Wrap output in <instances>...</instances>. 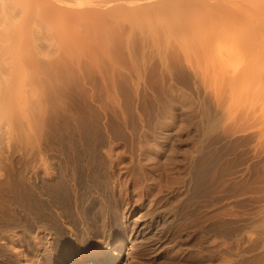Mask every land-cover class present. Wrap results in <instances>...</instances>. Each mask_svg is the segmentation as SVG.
Returning a JSON list of instances; mask_svg holds the SVG:
<instances>
[{
	"label": "rangeland",
	"instance_id": "374dc122",
	"mask_svg": "<svg viewBox=\"0 0 264 264\" xmlns=\"http://www.w3.org/2000/svg\"><path fill=\"white\" fill-rule=\"evenodd\" d=\"M12 1L17 2V0H11V2ZM21 1L19 0L18 2L20 3V7H18L19 6L18 3L16 4L17 10L21 11V9L22 10L24 9L23 12L27 13V11L30 9V12H33V10H31L30 8V6H32V8H34L36 11L31 14L28 13L29 16L27 15L28 16L27 19L23 21V18H26V14H22L23 13L22 11L20 12V14L19 13L17 14L16 8L15 11L14 9L13 10L11 9V11H13L12 13H16V16L18 17L14 15L15 18L12 17V19L14 18V20H11L10 17V20L12 22L9 21L10 22L9 24V22L7 21V23L9 24L7 25L10 29H12L13 27L15 28L12 30V35L13 36L15 35L16 37L18 36L17 38L18 40H16L14 36L15 40L13 41V43L12 41L8 42L9 40H7L8 42L7 43L6 39L10 37L11 33L8 34L9 36L6 35V39H4L6 45L3 44L4 46H0V52L3 50V48L5 49L0 53V55L2 56V53L5 52L6 56L5 53L3 56H5V58L7 56L10 57L9 60L12 61L14 57L13 55H15L13 51L15 52L20 51L19 53L16 52L17 54L20 55L21 53L24 52L25 55H29L27 56L29 60L31 59L32 56L34 59L31 60L32 61L34 60V62H36L35 60H37L39 62V63L37 62L39 65L41 64L43 66L45 65V62H49L48 64L46 63L48 67L50 66L49 70L47 69L48 67L47 68H45V66L43 67L41 66V67L43 69L45 68V70L47 69L50 73L48 71H44V73H42L43 72L42 70L39 72L41 68L40 69L36 68L37 66L36 63H35L36 66L34 65L33 67H32L33 63L32 64L29 63L28 64L29 72H26V74L21 73L23 78L21 77L20 74L17 75L19 77H17V81L15 85L16 86L18 85L17 87L23 85L21 86L22 88L21 87L18 88V90H20L18 92L20 93L22 90L24 91V89L25 91L21 92L22 96L18 93L19 96L21 97L18 98L20 99L19 102L17 101L18 102L17 109L18 108L19 109L18 111L15 110L14 113L15 115L10 118L12 121L11 120H10L11 122L6 120L3 121L10 123V126L8 130L9 131L8 134L0 135V174H1L0 184L3 183L4 181L5 184H2L4 186L11 184L10 186L14 187L15 189L21 186H22L21 188L23 189V187L24 186L26 187L30 182L32 184L36 183L35 184L36 186L42 187L45 174L44 172H41L39 175V177L41 178L40 179L37 176V173H35V172H40V170H42V169L40 170L37 169L39 168V165H42L41 155L43 153H52L53 155L54 153V155L51 157L52 158L51 162L52 164H54L53 167H51V171L52 170L54 171L56 170V168H54L56 167L55 165L60 164V163L56 164V162H61V160H63L64 158L63 154L61 153H77L74 151V146H71L72 144L69 142L70 141L69 137L67 138L68 140L66 141L64 140V142H62L63 139L61 135L63 132L62 129H65L66 133L67 132L69 133L75 127L76 132L79 135L83 137L86 136L85 139L88 138L90 135L93 137L92 142L86 143V149L83 151V153H102L103 157H105L104 161L106 160L105 163H107V169L109 167L108 171L118 172L115 175H113L112 177L113 179L111 178L110 180L111 186L109 185L110 186L109 191L113 192V188H114V190L116 191L113 192V195L116 196L118 200L120 195V193L118 192L122 190L123 188L122 185H125L124 189L126 190V192L128 191L129 194H126L124 196L131 198L133 201L132 207H130V204H128V202L127 204L123 205L122 212L125 211L124 212L125 214L127 210L129 209L131 210L133 207H137L139 205V203H137L139 201L138 199L139 197H141L142 193H144V191L146 190H152L154 194H156V196L149 195L148 197H146L143 200V205L145 209H148L146 207L153 206L156 202L155 207L156 208L159 207L161 210L165 211L169 225H166L165 227L168 231L164 229L163 232L164 231L166 232L162 234L163 236L160 234L159 237L160 239L159 238L156 239L155 242L156 244H154V246L151 247H144L138 243L135 244L134 241L132 243V241L128 238H122L121 240L123 241L120 240V243H118L119 247H116V245L110 244V238L107 236V234L104 236L101 234L96 236L95 238H91L87 234H85L84 236L82 235L78 236L77 237L78 248L76 247L73 249V247H70L68 250L69 253L68 257L59 260L60 261L59 262L55 257L54 260L52 259L53 256L56 255L57 252L56 242L58 241L57 240L58 238L59 240H61L60 236L62 231L58 230L60 228L58 229L56 227L53 228V225L49 226V224L46 223L48 221L42 218V213L40 214L39 213L40 211L38 210L35 211L32 209V207L35 205V203H32L34 202V199L32 201L31 199H29L30 197L28 198L29 195L26 194L27 195L26 197V195L24 196L25 194L24 193L23 195H20L21 197L14 196L15 197V198L13 197L14 200L13 198L11 200V202H13L11 208H15V210H17L16 212L18 213L17 214L18 216L12 217L13 214L9 208V201L5 202V200L3 201V199H0V206L2 205L4 207V203L7 206V208L6 207L1 208L2 206L0 207V219H1L0 222L2 223V224L0 223V238H1L0 244L1 243L4 244V245L1 244V246H3L2 249L5 252L9 251V253H6L7 256L11 254L15 256L16 253L19 254L22 257L21 264L23 263L28 264V262L30 263L31 261L32 263L34 262L33 264H50L51 261H54V264H86L91 260L92 254H94L97 249H99V251L102 252L101 254L104 253L103 256H107L108 255L107 253H109L111 249L112 250L118 249L119 250L118 255L115 257V260L110 264H264V120H263L264 116H262V114L264 113V102H263L264 92L260 91L262 93L258 95L261 96L262 94L263 96V98H260V100L263 99L262 100L263 105L260 106L259 105L260 102L258 101L259 99L257 97L255 98L256 94L254 96H252L251 94L252 93L251 89L254 87L252 85L254 83L255 85L259 84L257 80L253 81L252 79L251 81L253 83L248 82L250 86L247 83L248 86L246 85L244 87L242 83H244L245 85V82H243L242 79V83L240 82L241 84H239V82L237 83L238 85H241L239 89L238 87H232V89H230L231 88L230 86L232 84H230L229 81L231 80L227 81L228 79H232L233 81L234 79L233 75H235L237 69L236 67L238 65L239 68L240 66H242L243 63H245V61L243 60L245 59V57L244 58L242 57L243 59L240 57L239 60H237L238 62L235 61L237 65L232 62V64L235 65L233 66L229 65V68L227 67L228 73L227 70H225V68H222L223 66L221 64H218L217 68L222 66L220 67L221 70L223 69L222 71L226 72L225 73L221 71V73H223L221 75V73L219 72L220 68L216 70L217 69L216 66L214 67L212 65L215 63V62L213 63V61L216 59H212L213 61L211 60L210 61L211 64H210L208 62L209 60H206L207 57L204 55L206 57L205 59L203 53H199L200 50L196 49V47L194 46L197 44L198 48L200 47L199 49H202L201 50L202 52L206 50V47L208 46L210 47V45H208L209 44L208 42H206L208 43L206 44L207 46L204 44L205 45L204 48L203 46H200L199 43H196L197 41L195 42V39L199 40L203 45V42L205 43L206 40L208 41L210 39L209 41H212L210 36L211 34L209 35V33L206 34L210 37L209 39L205 37L206 35L204 36L205 41L201 39L203 38L202 34L207 32L205 28L208 27V25L207 26L204 25L206 27L203 28V24L205 23L206 19L204 22L202 20L203 23L199 22L202 18L200 20L197 18V22L196 19H194L195 21L193 20L194 25L195 24L198 25L197 23H199L200 25L202 24L201 28H203V29H201L200 27L199 29L193 28L192 33L195 31V34L191 33V30L188 29L189 27L186 28L187 29L186 33H188L190 36L191 34L193 36H197V38L192 36L193 38H195L194 43H196L194 44L193 42H191L194 44L192 45L193 52L190 51L187 52L188 50L183 52L181 50H186L185 47L190 49L188 47L189 45L191 46V44L189 43L190 39L187 40L186 39L187 37L181 34L183 42L189 41L188 43L185 44V47H183L182 45L181 47L183 48L181 49L179 44L181 39L179 38L178 35L176 36L175 34H173L176 36V38L178 37L177 38L178 40L180 39L179 42L177 41L178 46H176L175 44L176 38H174V36H172L168 30H165L171 26L170 22H169L170 25L169 23H167L168 26L167 28L162 27L165 28L163 29L165 30L164 32L168 31V35L170 36V38H168L170 44L166 46L168 42L164 40L165 38H162L164 34L162 33L163 31L161 26H160L161 30L159 32L158 31L159 26L158 25L156 26V24H154L153 28L156 27L158 28V30L156 28L157 30L156 32V30L149 27L148 24L149 22H147L149 19L147 17L141 15L140 16L141 18L140 17L138 18L141 19L142 21L138 19L139 20V21L137 20L138 23H135L136 20L135 21L133 20L134 22L131 21V19H133L131 16H133L134 19L136 18L134 16L135 13L132 12L134 14L133 15L131 14V11L130 13L128 11L126 19L124 17V20L122 21L121 19L123 18V14H121V16L118 15L117 17L118 19L117 20L114 19V22H112L113 18H108V20L110 21L112 19L111 22L113 23V25L112 24L110 25L114 27L113 31L116 28L118 29L120 28L119 30L116 29V31L117 30L118 32L123 31L122 34H125L127 29L129 27L131 28V25L133 28V30L128 29L129 31L125 34V35L128 34L126 37L114 31L115 33L114 34L112 33L114 38L110 34V32L112 31L110 30V32H108L109 30H106L109 27L110 21L107 22L108 21L107 20L106 23L108 25L104 26L103 24L105 23V20L107 18L106 17H105L106 19L104 18L103 24H102L103 19L100 20L99 18L100 22L98 23V25L101 23V25L103 26L101 27L106 28L101 30L102 31L106 30L105 32L107 33V35L110 34L112 41H114L111 42V38L109 40L110 36H107L108 38L106 37V39H104L105 36H103V34L106 35V33H103L102 38L106 42L109 41L108 44L104 43V45L106 46L104 48L103 45H101L103 44L104 40L102 41L100 36L96 35L97 37L94 40V39H90V37L92 38L94 35L88 34V30L89 32L91 31L90 25L93 22L92 20L93 18L91 19L92 20V22H90L91 24L88 22L90 24V25L88 24L90 26L89 27L88 25L86 26L87 20L85 21V23L81 22L82 20L80 19V17L82 18V16L78 17L80 19L79 20L77 19L76 17L77 14H76V16L74 15V17L76 18L74 17L73 18L71 17V19L69 18L70 19L69 21L73 23L72 26H69L71 25V23H68L67 20L66 21L64 20L66 18L68 19L69 15L73 16V13L68 14L67 11H64L67 12V15H62L64 12H60L59 10L58 13H62V14L59 17L56 16L57 18L54 17L51 19L48 16V12L44 10L46 7H44L43 9L44 12L41 10L39 11L40 8L42 9V5H43V4L38 5L40 1L38 2L37 0L35 1L29 0V3L28 2L26 3L30 6L24 4L23 1L21 4ZM82 1L83 3H85L88 0H82ZM108 1L110 2L111 0ZM108 1L101 0L100 2H102L101 4L104 3L103 5H106L107 7L108 5H111V7L116 6L115 4L117 2H110L109 4ZM202 1L203 0H200V2ZM208 1H210L213 5L220 4L219 7H224L223 4H225L226 7L228 8L227 9L225 7V9L230 10L232 6L234 7V5L235 6L239 5L238 3H243L244 0H230V1L228 0L229 2L228 1L226 2V0H220V1L217 0L216 2V0H214L215 1L214 3L213 0H208ZM232 1L235 2L233 3ZM34 2H37V4H35ZM195 2H197L196 3L197 5L198 0H196ZM205 2L207 3V1L204 0V2L200 4V7L202 4L204 5ZM230 2H232L233 4H230ZM33 3L35 6L38 7H33L34 6ZM226 3H229L232 6L230 7L228 6L229 4ZM103 5L102 8L105 7V6L103 7ZM206 5L211 6L210 3H207ZM197 6H199V4ZM212 7L213 6H211V10L209 9V11H208L209 7H207L206 9L201 8L199 9V11H196V7H195L194 12H199L197 16L202 12L203 14L201 15H203L202 17H204V15L205 16L207 15L204 14L206 13L207 10L208 14L211 13L210 15H213L212 13L215 11L214 10L215 8L212 9ZM216 7L218 8V6ZM37 11L40 14H43L42 17L44 19L49 17V20L47 19L48 21L47 20L45 21L43 19L44 21L43 22L40 19L42 21L41 22L39 20V17L40 18L42 17L40 14H37L38 13ZM231 11L233 12V10ZM49 12H51L50 16L52 17L53 11L50 10ZM194 12L192 11L191 14H193ZM232 12L229 14L232 15ZM218 14H216V16ZM220 14H222L223 16V12H221ZM20 15L21 17L23 16V18L20 19ZM129 15L131 18H129ZM210 15H207V17L212 18L214 16L213 15L210 17ZM219 15L217 17H213L214 20H216L215 18H219L220 17ZM146 18L148 19L147 21H145ZM224 18L222 19L223 23L226 24L225 26L227 30L231 29V32L230 30H228L229 32L225 31L226 29L224 27L223 29L222 26L220 28V26H218L219 24L217 20L214 21L217 23H213L211 19H210L211 23H209L208 21L207 22L209 23V25L211 24V28L212 26H214L215 28H217L218 26V29L219 28L221 30L223 29L224 32H222L221 30L219 31H221L223 35L226 34L225 35L226 38L225 37L221 38L222 41L218 40L219 42L221 41L220 43H222V45L219 42L218 43L220 44V47L223 46L226 49L227 47L226 45H228L229 48V44L232 45L235 44V42H237L236 36L233 37L235 35V32H239L237 30V27L239 30H241V28L243 30V28L245 27L242 25L235 24L236 22L239 23V21H234L233 19H231L230 21L228 17H227L228 19L227 22L228 25H227V23L224 22L226 18L225 19ZM72 19L73 20L75 19V22L76 20L80 21L81 23H83L82 24L83 26L80 28V26H78L80 22H78L79 24L77 22L75 24L74 21H71ZM118 20L120 22L119 24H118ZM127 20L130 23H128ZM222 20H220L219 22L222 23ZM238 20H240V18ZM14 21L18 22V24ZM49 21L50 23H48ZM62 21H64L63 23H65V25L62 23ZM97 21L98 20L94 21L95 23L92 25L96 26ZM233 21L235 23H233ZM123 22H126L127 24L124 23V25H122ZM140 22L142 24H140ZM4 23L3 25H6ZM244 23L243 25H245ZM1 24L2 23L0 22V25ZM66 24L70 28L71 27L74 28L73 29L71 28L72 30L69 27L66 28L67 27ZM138 24L142 25L141 28H143L144 26V30L141 29L140 26H138ZM126 25H129V27ZM147 25L149 28H151L150 30L153 31L152 33L147 32L148 29ZM18 26H21L24 29V31L21 27ZM111 26L109 28H111ZM137 26L139 30L136 29ZM151 26H153V24H151ZM228 26H230L231 28H229ZM245 26H247V24ZM57 27L60 28L59 31L61 32L54 30ZM83 27L85 32L82 30ZM3 28L4 26L2 27L1 25L0 30ZM18 28H20V30ZM94 28L98 29V27H94ZM94 28L93 27L91 28L92 31ZM211 28L209 27V29ZM200 29L203 30L202 31L203 33L201 35L197 33V32L201 33ZM209 29L207 28V30ZM218 29H216L217 32ZM216 30H212V31H214L215 34L218 35L219 32L216 33ZM13 31L14 33L17 31L18 32V33L16 32L17 34H19L20 32V34L19 35H17L16 33L13 34ZM67 31L68 32L70 31L71 33V34L69 33L70 35L73 34V31L75 32L77 31L76 32L77 34L79 31L81 33L83 31L84 33L87 34L85 35V37L88 36L87 38L90 39L89 42L91 41V44L88 41L87 42L88 44H90L91 47L88 46V44H86L87 42L85 40L87 39H85V37H82L81 40V37H79V35L75 36V38L77 37L79 38V39L77 38L78 39L77 40L74 38V35L70 37L69 34H67L68 33ZM98 31L100 30L98 29ZM130 31H131V35H129ZM5 32L7 34V31ZM52 32L59 33V34L57 33V35H59L57 37L58 39L56 38V36H54L56 34ZM209 32L211 31L209 30ZM62 34L65 36H63ZM115 34L119 36L116 37ZM215 34L214 36H216ZM4 35L3 37H5ZM150 35L151 37L150 39H148L149 37L147 38V36ZM143 36L145 37L143 38ZM11 37L10 39H12ZM47 37L50 40H48ZM129 37L131 38L129 39ZM132 37L134 39H132ZM97 38L98 39L100 38L99 41ZM154 38L157 40L156 41L157 43L159 42L158 45L160 48L157 46L156 42H154L155 44L150 43L153 42ZM171 38H174L175 40ZM213 38L215 39V37ZM219 38L220 37H218V39ZM233 38L235 39L234 43H232L234 40ZM69 39L71 41L74 40L72 42L76 43V44L71 43L73 47L70 45ZM79 40H81L80 42L81 44L78 43ZM138 41L140 42V44ZM145 41L147 42V44L145 43ZM92 42H95L94 44L98 46L99 49L97 51L98 53H100L99 51H102L103 52L101 53L102 56L106 55L103 62L105 61V59L107 60L108 57H109L108 60L111 59V61L110 62L107 61L105 65H104L105 62L104 63L102 62L103 64L101 71H100L101 65L98 67L100 62L97 61L98 60L96 58L97 53L94 50V48L97 47H93ZM164 42H166V44ZM213 42L215 43L217 41H213ZM2 43L4 42L1 41L0 45H2ZM11 43L13 44V46H9V44L11 45ZM109 43L110 44L112 43V47L114 43L113 48L112 47L110 48L108 46L110 50L109 48H107V45H110ZM130 44L133 46L132 48ZM7 45L9 47H7L6 50L5 46ZM154 45H156L157 48ZM170 45H172V47ZM213 45L215 47L216 44ZM70 46H71V51L70 50L68 51V49H70ZM75 46L77 48L78 47L80 48L81 51L80 53H79V48L75 49ZM239 46L236 45L237 49ZM1 47H3L2 50ZM212 47H210L211 48L210 50L213 49L212 51L215 52L214 48ZM72 48L74 50H72ZM158 48L161 50L160 51L157 50ZM166 48L168 49L166 50ZM163 49L165 50V52ZM63 50L67 53V55L68 53H70L69 54L70 56L65 57L66 54ZM210 50L207 51L206 55L207 54L210 55ZM238 50L241 51L242 48L241 49L239 48ZM9 51H11L13 55L9 53ZM110 51H113V53ZM158 51L159 53L164 52L165 55H163L162 53L161 54L163 55V57L165 56L166 57L164 59L163 57L161 58L162 55L159 54ZM212 51L211 53H213ZM242 51L245 53L244 50ZM242 51L239 53H242ZM32 52H34V54ZM85 52L91 54L92 57L94 58L93 60H96L95 62L96 63L99 62V64L95 65L93 62H91L93 61L91 57L89 61L87 58L88 55L86 56ZM221 52L219 51L217 55L215 53H214L215 55L211 54V56L213 55L214 57L216 56L218 57L219 53L221 54L220 56H222V54H225L224 53L225 51L223 53ZM110 53L114 54L113 55L114 60L111 58L112 54ZM249 53L250 51L247 52V54ZM63 54H65L64 57ZM186 54L187 55L190 54L191 56L188 57ZM199 54H202L201 55L202 57ZM33 55H35L36 59ZM108 55H110L111 57ZM242 55L243 53L241 54V56ZM83 56L85 57L83 59H87V60H82ZM186 56L187 58H185ZM192 56L195 57L193 58ZM237 56H238V51H237ZM97 57L100 60L101 55L100 57L99 56ZM5 58L3 59L0 58V59H2L3 61ZM66 58L68 60H66ZM202 58L205 60H203ZM78 59H81L82 62L81 60L79 61ZM217 59H220V57H218ZM5 60L3 62H5ZM9 60L7 59L6 62H8ZM41 60L42 61L46 60V61L41 62ZM51 60L53 64L51 63ZM77 60L79 62H77ZM166 60L169 63H167ZM232 60H235V58ZM242 60L243 63H241L240 65L239 61ZM247 60L250 61L249 59ZM6 62L4 63V65L6 66L7 65L9 66V64H11L9 62L7 64ZM221 62H222L221 59L220 61L218 60V63ZM82 63H83V67L81 66L79 67H81L80 69L83 73H87V77H85V75L82 72H79L77 70L79 68L77 67L78 64L82 65ZM90 63L91 64L93 63L95 65L94 68L95 67L96 68L95 69L92 68L93 64L90 65ZM86 64L88 65L87 68L89 71L86 68ZM56 65L57 67L55 68ZM108 65H114V66H108ZM207 65L209 67H207ZM215 65L217 64L215 63ZM223 65L225 64L223 63ZM51 66H53L55 69L53 67L51 68ZM64 66L66 67L65 69ZM107 66L110 68V70L108 69ZM89 67H91L92 69H89ZM30 68L32 69V71ZM53 69H54L53 73L55 75L52 73ZM55 70H58L59 72ZM72 70L75 72H72ZM90 70L94 73H92ZM217 71L219 72V75H217L218 74ZM231 72H233L234 74ZM82 75H84L86 79L82 78L81 77ZM34 76H36L37 78ZM54 77L58 79L56 80ZM18 80L20 83L18 82ZM239 80L241 81V79ZM24 81L26 82V84L24 83ZM1 82H0L1 87L2 85L5 86V84ZM223 82L226 83V85L223 84ZM113 84L115 85L113 86ZM16 86L14 88H17ZM251 86L252 88L249 90L251 91V93L248 92L246 94L247 89ZM262 86L264 91L263 83ZM233 88L234 89L237 88L238 89L237 92L239 90L240 91L238 93L236 92V89L232 91ZM260 89H262V87ZM257 90H255L254 93H256ZM238 94L239 96H237ZM242 95L243 96L245 95L244 99L242 98ZM249 96H251L252 98L254 97L253 100L255 99V102L254 101L253 102L255 104L258 103L256 104V107L258 106L257 108H255V106L252 105L253 102L251 97ZM236 97H238V100ZM239 97L243 101L242 105ZM232 103L238 105H234ZM259 107H261L260 108L261 110L258 109ZM253 109L257 111H254ZM67 111L68 112L71 111V113H68ZM250 111L251 114L249 113ZM16 112L19 113V116L18 113ZM64 113L65 115L67 113L69 115L67 114L66 116H64ZM255 117H257L258 119ZM3 122L1 124L0 121V128L5 126L8 129V127L6 126L7 123L6 122L3 123ZM75 124L77 125L75 126ZM87 135L89 136L87 137ZM33 154L34 156H32ZM31 156L35 157L34 160L32 159ZM61 156L63 158H61ZM35 159H37V162H35L36 161ZM38 161L40 162V164H38L39 163ZM114 163H116L115 167H113ZM36 166L37 168H35ZM40 167L43 168L42 166ZM134 170L136 171V173L134 172ZM19 175L20 176L25 175V177L23 178L21 176L22 177L21 179ZM7 179L8 182L6 181ZM131 180H134L136 184L135 183L132 184ZM24 181L25 182L27 181V184ZM13 182L16 186L13 184ZM22 189L19 190L22 191ZM94 196L95 197L97 196V198L94 197V200L96 202L98 201L102 202L103 196L101 197L98 196L97 194H95ZM150 203L151 204L153 203V205H151ZM166 205L168 208L165 207ZM81 207L82 206H79L80 210L78 209L77 211L79 212L81 211L82 213L83 210H81ZM163 207H165V210ZM56 212L55 214H58V216L59 214L62 213L61 210ZM19 214L21 219L19 218ZM61 215L62 216L58 217L59 224L61 225V229H65L68 232L70 221H68L66 216L65 217L63 216L64 215L63 213ZM79 221H81V219H79ZM42 222L44 223L45 226L43 225ZM4 233H6V235ZM109 245H111V247ZM133 255H135L137 259L139 258L138 262L137 261L132 262ZM7 256L4 255L3 258L0 257V264H8V263L13 264L11 263L14 262L12 255L11 257L10 256L7 257Z\"/></svg>",
	"mask_w": 264,
	"mask_h": 264
},
{
	"label": "bare ground",
	"instance_id": "6f19581e",
	"mask_svg": "<svg viewBox=\"0 0 264 264\" xmlns=\"http://www.w3.org/2000/svg\"><path fill=\"white\" fill-rule=\"evenodd\" d=\"M21 1V0H20ZM23 2H24V4H26V5H28L26 2H28L29 3V0H27V1H25V0H22ZM22 1H21V4H22ZM31 1V0H30ZM35 1V0H34ZM39 3H38V5H42V9L40 8H37V9H39V11L41 10V11H43L44 12V10L45 11H47L48 12V16L52 19V18H54V17H56V16H60L62 13H58V11L60 10V12H64V11H67L68 12V14L69 13H73V16H68V19L66 18L64 21H68V23H71V25H69V26H72L73 25V23L72 22H70L69 20L71 19V17L73 18L74 17V15L76 16V14H77V19H79L78 17H80V16H82V18L80 17V19L82 20L81 22H83V23H85V21H86V26L90 23V22H92V20H93V22H92V24H94L95 22L94 21H96V20H98L96 23H97V25H98V23L100 22L99 21V18H100V20L101 19H103V21H102V24L104 23V18L106 19L105 20V23H106V21L108 20V18H113V21H112V19H111V21L112 22H114V19H118L117 17H118V15H120L121 16V14H123V18L121 19V21L122 20H124V17H125V19H126V17H127V14H128V11H129V13H130V11H131V14H133L132 12H134L135 13V19H134V17L133 16H131L133 19H131V21H135V23H138V21L139 20H141V19H139L138 17H140L141 15L142 16H144V17H147L146 19H145V21H147V22H149L148 24H149V27H151V28H153L154 27V24H156V26L158 25L159 26V30H158V28H157V30L160 32V30H161V28L162 27H165V28H167L168 26H167V23H171V26L169 27V28H167V29H165V28H162V33L164 34L163 36H162V38H165L164 40L165 41H167L168 43L166 44V42H164L165 44H166V46L168 45V44H170V42L168 41L169 39L168 38H170V36L168 35V31L170 32V34L172 35V36H174V38H176V36L178 35L179 36V38L181 39V41H180V47L183 45V47H185V44L186 43H188L189 41V43L191 44V46L189 45V44H187V45H189L188 47L191 49H188L187 47H185V49L186 50H181L183 47H181V51H183V52H185V51H187V52H193V49H192V45H194V44H196V43H199V45L200 46H203V48L205 47V45L206 44H208V45H210V47H212V45L213 44H218L217 46H219V47H217L216 45H215V47H214V45H213V47L212 48H214V50H215V52H213L212 50H210L211 48L209 47H206V52L204 53V52H202L201 50L202 49H199L198 48V45L196 44V45H194L195 47H196V49H198V50H200V52L199 53H203V56L205 55L206 57H207V59H206V57H205V59L206 60H209L208 62L211 64V60L212 59H216V60H212L213 61V63L215 62L217 65H215V63L214 64H212L214 67L216 66V68H217V66H218V64H221L222 66H220V67H222V68H225V70H227L228 68H229V65H235L236 64V62H238L237 60H239V58L241 57H245V59H243L244 61H245V63H243V60L242 61H239V63H240V65H241V63H243L242 64V66H240L239 68H238V65H237V69H236V73H235V70H234V73H235V75H233V78L234 79H236V80H234L233 79V81H235V82H233L232 81V79H228L227 81H229V80H231V81H229L230 82V84H232L230 87V89H232V87H238V89H239V87L241 86V85H238L237 83L239 82V84H241L242 83V79H243V82H245V85H244V83H242V85L245 87L246 85L248 86V82H252L251 80L253 79V81L254 80H257L258 81V85H255V83L252 85V86H254L253 88H252V86L251 87H249L248 89L247 88H245V89H247V92H246V94L249 92V93H251V91H252V96H254L255 94H256V96H255V98L257 97L259 100V102H260V106L261 105H263L262 104V100L264 99L263 98V96H262V94H261V96H258V95H260V93H262V92H264L263 91V86H262V83H263V85H264V0H244L243 1V3H238L239 5H234V7L232 6V5H230V4H233L232 2H230V4L229 3H226V4H229L228 6H232V8L230 9V10H227L228 8L226 7V5L225 4H223L224 5V7H219V5L220 4H218V5H213L210 1H208V0H206L207 1V3H210V5L211 6H213L212 7V9H214L215 11H221V12H223V16H222V14H220L219 12V14L217 13V12H213L212 14L214 15H210L211 13V11L209 12L210 14H208V12H207V10H206V13H204V14H207V15H210V17L211 16H213V17H217L218 15L220 16L219 18H215L216 20H217V22H218V26H220V28H221V26H222V28L224 27L225 29H226V24L225 23H223V18L225 19V21L224 22H228V19L231 21V19H233L234 21H239V23L238 22H234L233 21V23H235V24H238V25H242V26H244L245 28H243V30H242V28H241V30H239L238 29V27H237V30L239 31V32H235V35L233 36V37H235L236 36V41L237 42H235V39L233 40V42L232 43H234L235 42V44H232V45H234V46H232V45H230L229 44V48H228V45H226L227 47H226V49L222 46V47H220V44L222 45V43H220L222 40H221V38H223V37H225V35L226 34H224L223 35V33H221V31L222 32H224L223 31V29L221 30L220 28L218 29V26H217V28H215L214 26H212V28H211V24L209 25V23H211L210 21L212 20V18H209V17H207V15L205 16L204 15V17H206V18H204V17H202L203 15H201V14H203L201 11V14H199L198 16H197V14L199 13V12H194V10H195V7H196V11H199V9H201V8H207V7H209L208 8V11H209V9L211 10V6H207L206 4V2H205V6L202 4L201 5V7H200V4L202 3V2H204V0L202 1V2H200V0H198V4H199V6H197L196 5V3L197 2H195L196 0H184V1H182V0H180V1H178V0H114V1H110V2H117L115 5V7H111V5H108V7L106 6V5H103V4H101L102 2H104V1H102V2H100L99 0H88V1H86L85 3H83V1L82 0H37ZM105 1H108V0H105ZM182 1V2H181ZM220 1V0H219ZM228 0H226V2H227ZM230 1V0H229ZM228 1V2H229ZM12 2H14V1H12ZM11 2V0H0V22L2 23L1 25H2V27L4 26V28L3 29H1L0 30V42L2 41V42H4V43H2V45H0V46H4L3 44H5L6 45V42H7V40H9L8 42H10V41H12V43H13V41L16 39V40H18L17 38H18V36L16 37L15 35V39H14V36L12 35V30L13 29H15L13 26V28L12 29H10L9 27H8V25L10 24V22L9 21H11V20H14V18H15V16H16V13H12L13 11H11V9L9 10V12L8 13H5V10H4V7H3V5H4V3H9V4H11L12 3ZM19 2V0H17V2H14V3H12V5L14 4V6H16V4ZM110 2L108 1V3L110 4ZM215 1L213 0V3H214ZM216 2H217V0H216ZM240 2V1H239ZM35 4H37V2H34ZM34 3H33V5H34ZM221 3V2H220ZM222 3H223V1H222ZM19 4V6L18 7H20V3H18ZM106 4V3H105ZM114 4V3H113ZM217 4V3H216ZM102 5H103V7L104 8H102ZM223 5H221V6H223ZM22 6V5H21ZM24 6V5H23ZM28 6H30V5H28ZM110 6V7H109ZM216 6H218V8L216 7ZM33 7H38V6H33ZM44 7H46L45 9H44ZM200 7V8H199ZM225 7L227 8V9H225ZM16 8V10H17V6L15 7ZM15 8H14V11H15ZM26 8H27V6H26ZM30 8H31V10H33V12H35L36 10L34 9V8H32V6H30ZM217 8V9H216ZM19 9H21V8H19ZM28 9H29V7H28ZM44 9V10H43ZM49 9V10H48ZM113 9V10H112ZM219 9V10H218ZM223 9H225V10H223ZM13 10V9H12ZM53 11V14L55 15H53L52 14V17L50 16V14H51V12H49V11ZM231 10H233V12L231 11ZM21 11L23 12L24 11V9L22 10L21 9ZM20 10H17V14L19 13L20 14V12H21ZM26 11V10H25ZM29 11V12H28ZM27 11V13H22V14H26V18H23V16L21 17V15H20V19L21 18H23V21H25V19H27V17L29 16L28 15V13H33V12H30V9ZM55 11V12H54ZM127 11V12H126ZM194 12L193 14H191V12ZM205 11V10H204ZM203 11V12H204ZM227 13H226V12ZM38 12V11H37ZM36 12V13H37ZM67 12H64L62 15H67ZM122 12V13H121ZM183 12H185V13H183ZM225 12V13H224ZM232 12V15H234V16H232L231 14H229V13H231ZM35 13V14H36ZM126 13V14H125ZM218 14L217 16H216V14ZM13 14V15H12ZM34 14V15H35ZM37 14H40L39 12L37 13ZM226 14V15H225ZM15 15V16H14ZM28 15V16H27ZM41 15V17H42V15L43 14H40ZM45 15H47V14H45ZM79 15V16H78ZM124 15H126V16H124ZM183 15H185V16H183ZM192 15V16H191ZM201 15V16H200ZM25 16V15H24ZM109 16V17H108ZM120 16H119V18H120ZM10 17H11V20H10ZM12 17H14L13 19H12ZM16 17H18V16H16ZM49 17H47L46 19H44L43 17L42 18H40L39 17V20L41 19L42 21H43V19L46 21L47 19L49 20ZM76 17H74V18H76ZM130 17V15H129V18H131ZM183 17H184V20H183ZM227 17H228V19H227ZM38 18V17H37ZM57 18V17H56ZM70 18V19H69ZM93 18V19H92ZM97 18V19H96ZM128 18V19H129ZM141 18V17H140ZM177 18V19H176ZM180 18V19H179ZM197 18L200 20L201 18V20L199 21V22H201V23H203L204 21H205V19H206V21H205V23H207V24H203V28L204 27H206L207 25H208V27H206L205 29H206V31L207 32H205L204 34H202L203 32V30H201V29H203V28H201V26H202V24L200 25L199 23H197L198 25H194V19H196V22H197ZM240 18V20H238V19ZM35 19V18H34ZM59 19V18H58ZM79 19V20H80ZM92 19V20H91ZM139 19V20H138ZM153 19V20H152ZM166 19H167V21H166ZM208 19V20H207ZM211 19V20H210ZM236 19V20H235ZM38 20V21H39ZM40 20V21H41ZM47 20V21H48ZM84 20V21H83ZM91 20V21H90ZM130 20V19H129ZM138 20V21H137ZM194 20V21H193ZM202 20H203V22H202ZM216 20H214V18H213V20H212V22L213 23H217V22H214V21H216ZM220 20H222V23L221 22H219ZM4 21H5V23H4ZM7 21L9 22V24L7 23ZM41 21V22H42ZM64 21H62V23L64 22ZM71 21H74L75 22V19L73 20H71ZM110 20H108L107 22H109ZM109 22V27L111 26L110 24H112L113 25V23L112 22ZM126 21V20H125ZM133 21V22H134ZM142 21V20H141ZM150 21H151V23H150ZM154 21H155V23H154ZM209 23H208V22ZM12 22V21H11ZM14 22H16V21H14ZM13 22V23H14ZM44 22V21H43ZM76 22L78 23V22H80V21H77L76 20ZM76 22H75V24H76ZM80 22V24L78 25V26H80V28L83 26L82 24L83 23H81ZM89 22V23H88ZM127 22H128V20H127ZM244 22H246V23H244ZM3 23L4 24H6V25H3ZM17 24H18V22H16ZM15 23V24H16ZM48 23H50V21L48 22ZM59 23V22H58ZM67 23V22H66ZM105 23L103 24L104 26H107L108 24L106 23V25H105ZM120 22H119V20H118V24H119ZM124 23L125 24H127L126 22H123V24L122 25H124ZM128 23H130V22H128ZM143 23H145V22H143ZM170 23H169V25H170ZM231 23V22H230ZM242 23V24H241ZM243 23L246 25L247 24V26H245V25H243ZM8 24V25H7ZM20 24V23H19ZM64 25H65V23H63ZM91 24V23H90ZM89 24V25H90ZM88 25L89 27H90V32H89V30H88V34L89 35H94L92 38L90 37V39H94L95 40V38L97 37V36H100L101 37V39H102V41L104 40V39H106V37L107 36H110L109 37V40H110V38H111V35L113 36V34L116 32V33H120V34H122V29H124V28H122L121 29V31L122 32H118V30L120 29H118V28H116V29H118L117 31H116V29L113 31V29H114V27L113 26H111V28H109L108 27V29H106V28H102L103 26L101 25V23L97 26H93V25ZM117 24V23H116ZM115 24V25H116ZM140 24H142L141 22H140ZM140 24H138V26H140V28L142 27V25H140ZM151 24H153V26H151ZM222 24H224V25H222ZM234 24V25H235ZM0 25V26H1ZM64 25H62V26H64ZM114 25V26H115ZM131 25V24H130ZM143 25H145V24H143ZM164 25V26H163ZM204 25H206V26H204ZM227 25H228V23H227ZM230 25V24H229ZM11 26V25H10ZM16 26V25H15ZM51 26H52V23H51ZM55 26V25H54ZM62 26H60V27H62ZM66 26H67V24H66ZM65 26V27H66ZM69 26H67L66 28H68ZM74 26H76V25H74ZM78 26H77V28H78ZM102 26V27H101ZM118 26V25H117ZM126 26H128L129 27V25H126ZM125 26V27H126ZM134 26H135V24H134ZM133 26V27H134ZM138 26H137V30H139L138 29ZM160 26H161V28H160ZM232 26V25H231ZM18 27H21V26H18ZM94 28V27H98V29L100 30V31H98V29H96V28H94V29H96V30H94L93 29V31H92V29L91 28ZM119 27H122V26H119ZM127 27V28H128ZM148 27V25H147V28L149 29H147V32H153L152 30H150L151 28H149ZM187 27H189L188 29L189 30H191V33H192V30H193V28H195V29H199V27L201 28L200 29V31H201V33L200 32H197V30H196V32L199 34V35H201L202 34V36H203V38H201L202 40H204L205 41V38H204V36L206 35V34H208L209 33V35L211 36V40L212 41H209L210 39V37L208 36V35H206L205 37L206 38H208L209 40L207 41H205V43L203 42V45H202V43H201V41H199V40H196L195 38H197V36H193L192 34H195V31L191 34V36L188 34V33H186V31H187ZM192 29H191V28ZM209 27L212 29V30H216V29H218V32H217V30H216V33H218V35H216L215 34V32L214 31H212L211 29H209ZM229 28H231L230 26H228ZM248 27V28H247ZM22 28V27H21ZM54 28V27H53ZM58 28V27H57ZM54 29V30H57V31H59V29L60 28H58V29ZM70 28V27H69ZM72 28V27H71ZM70 28V29H71ZM74 28V27H73ZM72 28V29H73ZM126 28V29H127ZM135 28V27H134ZM156 28H153L154 30H156ZM207 28L211 31V32H209V30H207ZM235 28V27H234ZM19 30H20V28H18ZM23 29V28H22ZM21 29V30H22ZM71 29V30H72ZM101 29H106V30H109L108 32H110V30L112 31V32H110V34H108L107 35V33L103 30H101ZM129 30H133V28H132V25H131V28L129 27L128 28ZM127 29V31L125 32V34L129 31ZM141 29H143L144 30V26H143V28H141ZM146 29V28H145ZM163 29H165V30H168L167 32H164L165 30H163ZM194 29V30H195ZM204 29V30H205ZM3 30H5V31H7V34H6V32L5 31H3ZM10 30H11V32H10ZM17 30V29H16ZM18 30V31H19ZM65 30V29H64ZM66 30H68V29H66ZM82 30L84 31V27L82 28ZM135 30V29H134ZM142 30V31H143ZM157 30H156V32H157ZM219 30H221V31H219ZM228 30H230V32H231V29H228ZM227 29L225 30V31H228ZM232 30H234V29H232ZM15 31V30H14ZM14 31H13V34H15L14 33ZM23 31H24V29H23ZM22 31V32H23ZM82 31V33L84 34H82L80 31L78 32V34L75 32V31H73V34L72 35H70L71 33H70V31L67 33V34H69V36L70 37H72L73 35H74V38H75V36H78L79 35V37H81V40H82V37H85V35H87L86 33H84ZM99 33H101V34H99ZM102 31V32H101ZM125 31V30H124ZM136 31V30H135ZM199 31V30H198ZM236 31V30H235ZM59 32H61V31H59ZM137 32V31H136ZM140 32H141V30H140ZM171 32H173V33H171ZM212 32H214V33H212ZM229 32V31H228ZM4 33H5V35H4ZM11 33V34H10ZM18 33V32H17ZM16 33V34H17ZM24 33V32H23ZM51 33V32H50ZM52 33H54V34H56V35H54V36H56V38L59 36V35H57V33H55V32H52ZM74 33H76V34H74ZM103 33H106V35L105 34H103ZM113 33V34H112ZM134 33V32H133ZM132 33V34H133ZM151 33H149V34H151ZM167 34V36H166V34ZM176 33H178V34H176ZM226 33V32H225ZM8 34H10V37L13 39H10V37H8L7 39H6V35H8ZM19 34H20V32H19ZM19 34H17V35H19ZM47 34H49V33H47ZM59 34V33H58ZM61 34V33H60ZM64 34V33H63ZM62 34V35H63ZM102 34H103V36H105L104 37V39L102 38L103 36H102ZM125 34H122V35H124L125 37L128 35H125ZM143 34V33H142ZM141 34V35H142ZM145 34V33H144ZM146 34H148V33H146ZM173 34H175V35H173ZM180 34V35H179ZM185 35L187 38V40L188 39H190L189 41H186V42H183L182 41V35ZM187 34V35H186ZM214 34L216 35V36H214ZM223 36H222V35ZM231 34V33H230ZM3 35L5 36V37H3ZM80 35H82V36H80ZM97 35V36H96ZM116 35V37L117 36H119V35H117V34H115ZM129 35H131V31L129 32ZM139 35V34H138ZM153 35H154V33H153ZM227 35H229V34H227ZM9 36V35H8ZM46 36V35H45ZM48 36V35H47ZM61 36V35H60ZM63 36H65V35H63ZM69 36H68V38H69ZM123 36V37H124ZM146 36V35H145ZM145 36H143V38L145 37ZM195 37V38H193V37ZM208 36V37H207ZM220 37L219 39H218V37ZM231 36V35H230ZM3 37V38H2ZM21 37V36H20ZM19 37V38H20ZM53 37V36H52ZM51 37V38H52ZM67 37V36H66ZM88 37V36H87ZM87 37H85V39H87V40H85L86 42L88 41L89 42V38H87ZM124 37V38H125ZM149 37V38H148ZM150 37H151V35L150 36H147V38L148 39H150ZM167 37V38H166ZM189 37V38H188ZM192 37V38H191ZM213 37H215V39L213 38ZM217 37V38H216ZM227 37H229V36H227ZM44 38V37H43ZM48 38V37H47ZM49 38H50V36H49ZM48 38V40H50ZM54 38V37H53ZM62 38H65V37H62ZM73 38V39H74ZM78 38V37H77ZM77 38H75V39H77ZM108 38V37H107ZM113 38H114V36H113ZM131 37H129V39H130ZM141 38V37H140ZM174 38H171V39H174ZM178 38V37H177ZM176 38V46H178V42H179V40ZM226 38V37H225ZM224 38V39H225ZM4 39H6V42L4 41ZM58 39V38H57ZM79 39V38H78ZM77 39V40H78ZM84 39V38H83ZM98 39V38H97ZM96 39V40H97ZM100 39V38H99ZM99 39H98V41H99ZM127 39V38H126ZM132 39H134L133 37H132ZM194 39H195V42L196 43H194ZM228 39V38H227ZM56 40V39H55ZM54 40V41H55ZM62 40V39H61ZM81 40H79V42L78 43H80L81 42ZM114 40V39H113ZM139 40V39H138ZM143 40H145V39H143ZM155 40V41H154ZM175 40V39H174ZM218 40H221L220 42L218 41ZM72 41H74V40H72ZM70 39H69V42H70V45L72 46V44L71 43H73ZM130 41V40H129ZM149 41V40H148ZM157 40L154 38L153 39V42H150V43H152V44H155L154 42H156ZM178 41V42H177ZM199 41V42H198ZM213 41H217V42H213ZM7 42V43H8ZM51 42V41H50ZM64 42V41H63ZM62 42V43H63ZM68 42V43H69ZM88 42L86 43V44H88ZM101 42V41H100ZM109 42V41H108ZM108 42H106L105 40L103 41V44H101V45H103V47L105 48L106 46L104 45V43L105 44H108ZM111 42H114V41H112V38H111ZM126 42H127V40H126ZM131 42V41H130ZM135 42V41H134ZM139 42V41H138ZM175 42V41H174ZM191 42H193V43H191ZM206 42H208V43H206ZM210 42H212V43H210ZM220 44H219V43ZM225 42H226V40H225ZM243 42V43H242ZM11 43V45L9 44V46H13V44ZM66 43V42H65ZM64 43V44H65ZM77 43V44H78ZM90 44H91V41L89 42ZM93 43V47H97V48H94V50L96 51V58L98 59L97 61H99L100 62V64H99V62H95L96 60H93L94 58L92 57V55L91 54H88L87 52H85L86 53V56L88 55V60L90 61V57H91V59L93 60V61H91V62H93L95 65H98V67L100 66V71H101V68H102V64L104 63V65L106 64V62L108 61V62H110L111 61V59L110 60H108L109 59V57H108V59L106 60L105 59V61L103 62V60H104V58H105V56L106 55H104V56H102V54L101 53H103L102 51H99L100 53H98L97 51L99 50L98 49V46L96 45V44H94L95 42H92ZM145 43L147 44V42L145 41ZM159 43V42H158ZM158 43L156 42V44H157V46L159 47V45H158ZM182 43V44H181ZM237 43V44H236ZM41 44V43H40ZM59 44H60V42H59ZM73 44H76V43H73ZM81 44V43H80ZM90 44H88V46H90ZM110 44V43H109ZM139 44H140V42H139ZM142 44H143V42H142ZM165 44H164V46H165ZM205 44V45H204ZM212 44V45H211ZM227 44V43H226ZM240 46H239V45ZM243 46H242V45ZM95 45V46H94ZM122 45V44H121ZM120 45V46H121ZM124 45V44H123ZM131 45V44H130ZM186 45V46H187ZM236 45L237 46H239L238 47V49L240 48H242V50H244L245 51V53L242 51V53H243V55L241 56V54L242 53H239V52H241V51H239L238 49H237V47H236ZM250 45V46H249ZM8 45L7 46H5L6 47V50H7V47H9ZM53 46H54V44H53ZM66 46V45H65ZM71 46H70V49H68V51L70 50L71 51ZM100 46V45H99ZM111 48L112 47V43L110 44V45H107V48H109V47ZM139 46V45H138ZM142 46V45H141ZM155 47H156V45H154ZM153 46V47H154ZM163 46V47H164ZM171 47H172V45H170ZM207 46V45H206ZM242 46V47H241ZM246 46H249V47H246ZM64 47V46H63ZM73 47V46H72ZM80 47H81V45H80ZM91 47V46H90ZM113 47H114V43H113ZM112 47V48H113ZM133 46L131 45V48H132ZM179 47V48H180ZM245 47V48H244ZM2 48L3 47H1V50H2ZM36 48V47H35ZM79 48V47H78ZM76 46H75V49H78ZM110 48H109V50H110ZM157 48V47H156ZM160 48V47H159ZM157 49V50H161V49ZM179 48H177V49H179ZM210 50V55H206V53H207V51H209L208 49ZM221 48V49H220ZM247 48V49H246ZM248 48H250V49H248ZM5 48H3V50H4ZM60 49V48H59ZM114 49H116V48H114ZM152 49H155V48H152ZM165 49V48H164ZM163 49V50H164ZM168 48H166V50H167ZM169 49H170V47H169ZM218 49V50H217ZM220 49V50H219ZM236 49H237V51H238V56H237V51H236ZM2 50V51H3ZM34 50H36V49H34ZM72 50H74L73 48H72ZM135 50V49H134ZM143 50V49H142ZM162 50V51H163ZM195 50V49H194ZM204 50V49H203ZM219 52H221V50H222V52L221 53H223L224 51V53L225 54H222V56H220L221 54L219 53V56L218 57H220V59H221V61L225 64V65H223V63L221 62V63H218V60L220 61V59H217L216 57H214L213 55H217V51ZM224 50V51H223ZM1 51V52H2ZM60 51V50H59ZM64 51V50H63ZM77 51V50H76ZM159 51H158V53H159ZM211 51L213 52V53H211ZM250 51V53L249 54H247V52H249ZM0 52V53H1ZM14 52V54L15 55H13V53H11V51H9V53H11L14 57H13V60L12 61H10L9 59H10V57H6L5 58V56H6V53H5V56H3L4 55V53H2V56L0 55V58H5L4 60H5V62L7 61V59L9 60L8 62L9 63H11V64H9V66L7 65H4V63L5 62H3L2 61V59H0V82L1 83H3V84H5V86L4 85H2V87H1V84H0V121H1V124H2V122L4 121V120H6V121H10L11 119V117H13L15 114V110L16 111H18V109H17V106H18V102H19V100L20 99H18L20 96H19V94L22 96V94H21V92L23 91H21L20 93L18 92V91H20V90H18V88L19 87H21V86H23V85H21V86H19V87H17L15 84H16V81H17V77H19V76H17V75H21V73H23V74H26V72H29L28 71V64L30 63V64H32L33 63V65H32V67L35 65L36 66V64H37V66H36V68H38V69H40L39 70V72L42 70L43 72L42 73H44V71H48L49 69H50V66L48 67L47 65H46V63L48 64L49 62H45V65H43V66H45V68H47L46 70H45V68L43 69L42 67V65L40 64H38L39 62L37 61V60H35L36 62H34V60L32 61L31 59H34L32 56H31V53H30V56H31V61L29 60V58L27 57V56H29V55H25V53L23 52V53H21V55L20 54H17V53H19L18 51H13ZM65 52V51H64ZM63 52V53H64ZM81 51H80V48H79V53H80ZM110 52H112L113 53V51H110ZM118 52V51H117ZM164 52H165V50H164ZM164 52H161L163 55H165L164 54ZM33 54H34V52H32ZM57 53V52H56ZM78 53V52H77ZM76 53V54H77ZM112 53H110V54H112ZM161 53H159V54H161ZM209 53V52H208ZM215 53V54H214ZM27 54V53H26ZM45 54V53H44ZM59 54H60V52H59ZM65 54H66V56H65ZM65 54H63V57L65 56V57H67V56H70L69 54L70 53H68V55H67V53L65 52ZM94 54V55H95ZM101 55V57H103V58H101L100 57V55ZM116 54V53H115ZM155 54V53H154ZM161 54V55H162ZM188 54V53H187ZM186 54V55H187ZM193 54V53H192ZM211 54H213L212 56H211ZM246 54H247V56H246ZM7 55H8V53H7ZM12 55H11V57H12ZM19 55V56H18ZM36 55V54H35ZM35 55H33L34 57H35ZM79 55H82V54H79ZM78 55V56H79ZM83 55H84V53H83ZM114 54H112V57L110 56V55H108V56H110L113 60H114V56H113ZM163 55L161 56V58L163 57ZM168 55V54H167ZM183 55V54H182ZM184 55H185V53H184ZM200 56L202 55V54H199ZM225 55V56H224ZM249 55V56H248ZM251 55V56H250ZM9 56H10V54H9ZM37 56V55H36ZM75 56V55H74ZM97 56H99L100 57V60H99V58L97 57ZM188 57L189 56H191L190 54L189 55H187ZM187 56L185 57V58H187ZM55 57V56H54ZM117 57V56H116ZM166 57V56H165ZM165 57H163V59L165 58ZM193 57V56H192ZM195 57V56H194ZM193 57V58H194ZM202 57V56H201ZM211 57H213V58H211ZM76 58V57H75ZM78 58V57H77ZM83 58H85L84 56L82 57V60H87V59H83ZM211 58V59H210ZM235 58V60H232V59H234ZM12 59V58H11ZM35 59H36V57H35ZM203 59V58H202ZM205 59H203V60H205ZM247 59H249L250 61H248ZM29 60V61H28ZM57 60V59H56ZM66 60H68L67 58H66ZM66 60H64V61H66ZM79 61L81 60V59H78ZM77 60V62H79ZM82 60H81V62H82ZM159 60V59H158ZM189 60V59H188ZM40 61V60H39ZM43 61H46V60H43ZM42 60H41V62H43ZM55 61V60H54ZM61 61H62V59H61ZM63 61V62H64ZM73 61H74V59H73ZM170 61V60H169ZM236 61V62H235ZM8 62H6L7 64H8ZM38 62V63H37ZM72 62V61H71ZM87 62V61H86ZM103 62V63H102ZM113 62V61H112ZM111 62V63H112ZM116 62V61H115ZM166 62H167V60H166ZM232 62L233 63H235V64H232ZM1 63H2V65H1ZM36 63V64H35ZM51 63L53 64V62H52V60H51ZM54 63H57V62H54ZM76 63V62H75ZM74 63V64H75ZM84 63H85V61H84ZM92 63V64H93ZM111 63H109V64H111ZM117 63V62H116ZM156 63V62H155ZM167 63H169V62H167ZM42 64H44V63H42ZM91 63H90V65H92ZM92 65L93 67L92 68H94V66L95 65ZM165 64V63H164ZM163 64V65H164ZM193 64V63H192ZM206 64V63H205ZM209 64V65H210ZM58 65V64H57ZM57 65L55 66V68L57 67ZM73 65V64H72ZM76 65V64H75ZM88 65H89V63H88ZM87 64H86V68H87V66H88ZM227 65V66H226ZM29 66H31V65H29ZM42 66V67H41ZM71 66V65H70ZM79 66H81V67H83V63H82V65H79L78 64V66L77 67H79ZM108 66H114V65H108ZM107 66V67H108ZM225 66V67H224ZM232 66H230V67H232ZM53 66H51V68H52ZM63 67V66H62ZM67 67H69V66H67ZM72 67V66H71ZM74 67V66H73ZM81 67H79L77 70L79 71V72H82L81 71ZM194 67V66H193ZM198 67V66H197ZM201 67V66H200ZM207 67H209L208 65H207ZM219 67V68H220ZM228 67V68H227ZM35 68V67H34ZM54 68V67H53ZM54 68V69H55ZM66 67L64 66V69H65ZM91 67H89V69H92ZM96 68V67H95ZM94 68V69H95ZM112 68H114V67H112ZM111 68V69H112ZM219 68H217L216 70H218ZM31 69V68H30ZM54 69H53V71H52V73L54 72ZM58 69H59V67H58ZM62 69V68H61ZM68 69V68H67ZM80 69V70H79ZM83 69V68H82ZM85 69V68H84ZM103 69H104V66H103ZM106 69V68H105ZM108 69L110 70V68L108 67ZM116 69V68H115ZM35 70V69H34ZM52 70V69H51ZM87 70H88V68H87ZM206 70H207V68H206ZM223 70V69H222ZM221 68H220V70H219V72L221 73ZM232 70V69H231ZM31 71H32V69H31ZM36 71V70H35ZM38 71V70H37ZM55 71H58V70H55ZM62 71H64V70H62ZM89 71V70H88ZM91 71V70H90ZM115 71V70H114ZM49 72V71H48ZM59 72V71H58ZM57 72V73H58ZM72 72H75V71H73L72 70ZM77 72V71H76ZM85 72H86V70H85ZM92 72V71H91ZM218 72V71H217ZM219 72H218V74L217 75H219ZM222 72H225V71H222ZM47 73V72H46ZM50 73V72H49ZM62 73V72H61ZM83 73V72H82ZM81 73V74H82ZM92 73H94V72H92ZM162 73H164V72H162ZM226 73V72H225ZM227 73H228V70H227ZM231 73H233V72H231ZM233 73V74H234ZM38 74V73H37ZM54 74V73H53ZM79 74V73H78ZM84 75H85V77H87V73H83ZM89 74V73H88ZM223 73H221V75H222ZM51 75V74H50ZM55 75V74H54ZM76 75V74H75ZM84 75H82L81 77L82 78H84V79H86L85 77H84ZM90 75H92V74H90ZM204 75V74H203ZM24 76V75H23ZM57 76V75H56ZM61 76V75H60ZM78 76V75H77ZM230 76H231V74H230ZM235 76V77H234ZM21 77H22V75H21ZM32 77V76H31ZM30 77V78H31ZM34 77H36V76H34ZM40 77V76H39ZM53 77V76H52ZM59 77V76H58ZM75 77V76H74ZM105 77V76H104ZM140 77V76H139ZM227 77V76H226ZM23 78V77H22ZM26 78V77H25ZM37 78V77H36ZM55 78V77H54ZM224 78V77H223ZM229 78H232V77H229ZM249 78H251V79H249ZM50 79V78H49ZM52 79V78H51ZM56 79V78H55ZM58 79V78H57ZM56 79V80H57ZM104 79V78H103ZM227 79V78H226ZM239 79H241V81L239 80ZM246 79V80H245ZM248 79V80H247ZM28 80V79H27ZM250 80V81H249ZM53 81V80H52ZM223 81H225V80H223ZM18 82H19V80H18ZM21 82H22V79H21ZM34 82V81H33ZM235 83V84H233V83ZM241 82V83H240ZM260 82H261V84H260ZM20 83V82H19ZM24 83L26 84V82L24 81ZM30 83V82H29ZM45 83V82H44ZM52 83V82H51ZM54 83H55V81H54ZM87 83V82H86ZM92 83V82H91ZM248 83V84H247ZM253 83V82H252ZM18 84V83H17ZM23 84V83H22ZM24 84V85H25ZM105 84V83H104ZM223 84H225L226 85V83H224L223 82ZM229 84V83H228ZM229 84V85H230ZM256 84H257V82H256ZM43 85V84H42ZM84 85V84H83ZM82 85V86H83ZM115 84H113V86H114ZM236 85H238V86H236ZM17 87V88H14V87ZM32 86H34V85H32ZM44 86V85H43ZM111 86H112V84H111ZM228 86V85H227ZM249 86H250V84H249ZM262 87V89H260L261 87ZM36 87V86H35ZM45 87H46V85H45ZM50 87V86H49ZM85 87V86H84ZM256 87H258V88H256ZM22 88V87H21ZM113 88V87H112ZM252 88V89H251ZM225 89V88H224ZM227 89H229V88H227ZM236 89V92H237V88H235ZM234 88H233V90L232 91H234L235 90ZM244 89V90H245ZM251 89V91H249ZM258 89V90H257ZM255 90H257V92L256 93H254V91ZM24 91H25V89H24ZM23 91V92H24ZM226 91V90H225ZM224 91V92H225ZM230 91V90H229ZM240 91V90H239ZM238 91V92H239ZM260 91H262V92H260ZM237 92V93H238ZM19 93V94H18ZM235 93V92H234ZM236 93V94H237ZM241 93V92H240ZM254 93V94H253ZM250 94V95H251ZM18 95V96H17ZM227 95V94H226ZM264 95V94H263ZM237 96H239V94L237 95ZM245 96V95H244ZM243 95H242V98L244 99L245 97H244ZM233 97V96H232ZM234 97H235V95H234ZM241 97V96H240ZM240 97H239V99H240ZM249 97H251V96H249ZM248 97V98H249ZM21 98V97H20ZM229 98V97H228ZM237 98V100H238V97H236ZM254 98V97H253ZM253 98L251 97V99H252V102L254 101L255 102V99L253 100ZM260 98H263V99H261L260 100ZM241 100V99H240ZM18 101V102H17ZM234 101V100H233ZM245 101V100H244ZM257 101V102H258ZM242 100H241V105H242ZM251 102V101H250ZM253 102V104L252 105H254L255 106V108H257L256 107V104H258V103H254ZM263 102H264V100H263ZM235 103H237V102H235ZM235 103H232V104H234V105H238V104H235ZM238 103H239V101H238ZM245 105V104H244ZM19 107H20V105H19ZM242 108V107H241ZM240 108V109H241ZM245 108V107H244ZM261 107H259L258 109L259 110H261L260 109ZM263 108V107H262ZM247 109V108H246ZM245 109V110H246ZM65 110V109H64ZM69 110V109H68ZM254 110V109H253ZM254 111H257V110H254ZM68 112V111H67ZM16 113H18V112H16ZM66 113V112H65ZM65 113H64V116H66L68 113H71V111L70 112H68L66 115H65ZM250 114H251V111L249 112ZM260 113V112H259ZM255 114V113H254ZM262 114V113H261ZM264 114V113H263ZM262 114V116H264ZM69 115V114H68ZM72 115V114H71ZM70 115V116H71ZM18 116H19V113H18ZM72 117V116H71ZM17 118V117H16ZM63 118H65V117H63ZM255 118H257V117H255ZM261 118V117H260ZM259 118V119H260ZM264 118V117H263ZM68 119V118H67ZM258 119V118H257ZM264 120V119H263ZM5 121V122H6ZM12 121V120H11ZM10 121V122H11ZM66 121V120H65ZM75 121V120H74ZM5 122H3V123H5ZM72 122V121H71ZM7 123V122H6ZM65 123V122H64ZM71 124V123H70ZM74 124V123H73ZM260 124V123H259ZM263 124V123H262ZM4 125V124H3ZM77 124H75V126H76ZM7 127H8V129L5 127V126H3V127H1L0 128V135H6V134H8L9 133V126H10V123H7V125H6ZM66 126V125H65ZM63 127V126H62ZM11 128V127H10ZM78 129V128H77ZM261 129V128H260ZM63 130V132H62V142H64V140L66 141V140H68L67 138L69 137V139H70V143L72 144L71 146H74V151L75 152H77V153H61V154H63V156H64V158L61 156V158H63V160H61V162H56V164H58V163H60V164H58V165H55L56 167H54V168H56V170H52L51 171V167H53V165L54 164H52V162H51V160H52V156L54 155V153H53V155H52V153H43L42 155H41V153H40V155H41V161H42V165H39V168H37V166L35 167V168H37V169H42V170H40V172H35V173H37V176L39 177V175H40V173L41 172H44V174H45V176H44V182H43V185H42V187H39V186H36L35 184L36 183H34V184H32V183H30L29 182V184L25 187H23V189L21 188V187H19V188H14V187H11L10 185H2V184H5V182L3 181V183H1L0 184V199H3V201L5 200V202L6 201H9V208H10V211L12 212V217L13 216H18L17 214V210H15V208H11V206L13 205V202H11V200H12V198L14 197V196H19V197H21L20 195H23L24 193V196L27 194V195H29L28 196V198L29 199H31L32 201H33V199H34V202H32V203H35V205L33 206L32 204V209L33 210H38V211H40L39 213L41 214L42 213V218L43 219H46V221H48V222H46V223H48L49 224V226L50 225H53V228L54 227H56L57 229L58 228H60V229H58L59 231H62L61 232V240H59V238L56 240L57 242H56V247H57V252H56V255L55 256H53V259L52 260H54V257L55 258H57V260L59 261V260H61V259H65V257H68V250H69V248L70 247H73V249L74 248H76L77 247V237L78 236H84L85 234H87V235H89V237H91V238H95L96 236H98V235H106L107 234V236L110 238V244L111 245H116V247H119L118 246V243H120V240L122 239V238H128V239H130L131 241H132V243H133V241L135 242V244L136 243H138V244H140V245H142V246H144V247H151V246H154V244H156L155 242H156V239H158L159 237H160V234L162 235L164 232H166V231H164L163 232V230L165 229V230H167L165 227H166V225H169L168 224V220H167V216H166V214H165V211H163V210H161L159 207H155V205H156V202H155V204L153 205V203L151 204V205H153V206H150V207H146V208H148V209H145V207H144V205H143V200L146 198V197H148L149 195H155L156 196V194H154V192L152 191V190H146V191H144V193H142V195H141V197H139V201L137 202V200H136V202L137 203H139V205L137 206V207H133L131 210L129 209V210H127V212L124 214V212L125 211H123L122 212V208H123V205H125V204H127V202H128V204H130V207H132L133 206V201H132V199L131 198H128V197H125L124 195H126V194H129V192L127 193L126 192V190L124 189V187H125V185H122L123 186V188H122V190L120 191V192H118V193H120V195H119V199L117 200V198H116V196H114L113 195V192L114 191H116V190H114V188H113V192H111V191H109V187L111 186L110 185V180H111V178L113 177V175H115L116 173H118V172H115V171H113V172H109L108 171V169H109V167H108V169H107V163H105V161H104V159H105V157H103V155H102V153H83V151L86 149V143H90V142H92L93 140H92V136L90 135H87V137L88 138H86L85 139V137H83V136H81V135H79L77 132H76V128L74 127L72 130H71V132H67L66 133V131H65V129H62ZM79 130H80V128H79ZM80 132V131H79ZM68 135V136H67ZM10 136V135H9ZM67 143V142H66ZM65 144V143H64ZM63 144V145H64ZM88 145V144H87ZM70 146V147H71ZM69 147V146H68ZM90 147V146H89ZM65 148V147H64ZM39 151V150H38ZM74 151H72V152H74ZM32 156H34V154L32 155ZM31 156V157H32ZM29 158V157H28ZM34 158L35 157H32V159L34 160ZM55 158V157H54ZM31 159V158H30ZM31 159V160H32ZM31 160H30V162H31ZM36 161L35 162H37V159H35ZM39 160V159H38ZM56 161V160H55ZM55 161H54V163H55ZM33 162V161H32ZM39 162V161H38ZM109 162V161H108ZM34 164H36V163H34ZM38 164H40V162L38 163ZM109 164V163H108ZM112 164V163H111ZM115 164L116 163H114V165H113V167H115ZM29 166V165H28ZM34 166V165H33ZM40 166H42L43 168H41ZM58 166V167H57ZM110 166V165H109ZM26 167V166H25ZM32 167V166H31ZM29 169V168H28ZM132 169V168H131ZM134 169V168H133ZM33 170V169H32ZM18 171V170H17ZM31 171V170H30ZM35 171V170H34ZM130 172V171H129ZM134 172L136 173V171L134 170ZM120 173V172H119ZM1 175V174H0ZM23 175V174H22ZM21 175V176H22ZM118 175V174H117ZM20 176V175H19ZM20 176V178L22 179V177L24 178L25 177V175L24 176H22L21 177ZM27 176V175H26ZM14 177H15V175H14ZM119 177V176H118ZM125 177V176H124ZM19 178V177H18ZM17 178V179H18ZM19 178V179H20ZM40 178V177H39ZM12 179H14V178H12ZM20 179V180H21ZM41 179V178H40ZM113 179V178H112ZM122 179V178H121ZM132 179V178H131ZM19 180V181H20ZM25 180H26V178H25ZM128 180H129V178H128ZM136 180V179H135ZM138 180V179H137ZM7 182H8V179L6 180ZM132 181V184L133 183H135L134 182V180H131ZM25 182V181H24ZM123 182V181H122ZM121 182V183H122ZM9 183H11V182H9ZM8 183V184H9ZM17 183V182H16ZM23 183V182H22ZM26 184H27V181L25 182ZM119 183V182H118ZM13 184H14V182H13ZM136 184V183H135ZM15 185V184H14ZM18 185V184H17ZM21 185H23V184H21ZM110 185V186H109ZM128 185V184H127ZM16 186V185H15ZM114 187V186H113ZM19 189H22V191L21 190H19ZM142 189V188H141ZM144 190V189H143ZM140 192H141V190H140ZM139 192V193H140ZM95 194H97L98 196H103V200H102V202H96L95 200H94V195ZM131 194V193H130ZM27 195H26V197H27ZM132 195V194H131ZM114 197H115V199H114ZM15 198V197H14ZM14 198H13V200H14ZM95 198H97V196L95 197ZM133 198V197H132ZM19 199V198H18ZM26 199V198H25ZM127 200H129V201H127ZM100 201H101V198H100ZM125 201V202H124ZM15 202H17V201H15ZM15 202H14V205H15ZM20 203V202H19ZM23 203V202H22ZM142 203V204H141ZM17 204V203H16ZM24 204V203H23ZM23 204H21V205H23ZM25 204H27V203H25ZM2 206V205H1ZM0 206V207H1ZM79 206H82L81 207V210H83V212L81 213V211L79 212V211H77L78 209H79ZM127 206V205H126ZM125 206V207H126ZM146 206V205H145ZM4 207H6L7 208V206H6V204L4 203ZM3 206L1 207V208H4ZM165 207H167V205L165 206ZM165 207H163L164 208V210H165ZM5 208V209H6ZM168 208V207H167ZM126 209V208H125ZM125 209H123V210H125ZM9 210V209H8ZM26 210H28V209H26ZM62 211V213L64 214L63 216L65 217H67V219H68V221H70L69 223H70V226H69V230H68V232H67V230H65V229H61V225L59 224V219H58V217L59 216H62L61 214H59V216H58V214H55V212L56 211ZM80 210V209H79ZM20 212V211H19ZM79 212V213H78ZM57 213V212H56ZM81 213V214H80ZM3 214V213H2ZM6 214V213H5ZM27 215V214H26ZM3 216V215H2ZM4 216H6V215H4ZM34 217V216H33ZM18 218V217H17ZM19 218H20V214H19ZM25 218V217H24ZM40 218V217H39ZM38 218V219H39ZM63 218V217H62ZM21 219V218H20ZM26 219V218H25ZM36 219V218H35ZM61 219V218H60ZM79 219H81V221H79ZM50 220V221H49ZM0 221H1V219H0ZM37 221V220H36ZM35 221V222H36ZM45 221V220H44ZM63 221V220H62ZM5 222V221H4ZM41 222V221H40ZM1 223V222H0ZM7 223V222H6ZM24 223V222H23ZM28 223V222H27ZM43 223V222H42ZM51 223V224H50ZM2 224V223H1ZM17 224V223H16ZM23 225V224H22ZM30 225V224H29ZM43 225H44V223H43ZM47 225V224H46ZM45 226V225H44ZM2 227V226H1ZM169 227H171V226H169ZM4 229V228H3ZM2 229V230H3ZM57 230V231H58ZM168 231V230H167ZM3 232V231H2ZM5 235H6V233H4ZM59 235V234H58ZM165 235V234H164ZM3 236V235H2ZM163 236V235H162ZM47 237V236H46ZM4 238V237H3ZM18 238V237H17ZM1 239V238H0ZM20 239V238H19ZM160 239V238H159ZM39 241V240H38ZM81 241V240H80ZM79 241V242H80ZM121 241H123V240H121ZM159 241V240H158ZM13 242V241H12ZM42 243V242H41ZM131 243V242H130ZM1 244H3V243H1ZM1 244H0V257L1 258H3V256L5 255V256H7V254L6 253H9V251L8 252H5L3 249H2V247L3 246H1ZM15 244V243H14ZM44 244V243H43ZM46 244V243H45ZM123 244V243H122ZM158 244V243H157ZM4 245V244H3ZM111 245H109L110 247H111ZM42 246V245H41ZM79 246V245H78ZM5 247V246H4ZM121 247H122V245H121ZM120 247V248H121ZM134 247V246H133ZM135 247H136V245H135ZM155 247H156V245H155ZM78 248V247H77ZM5 249V248H4ZM8 250V249H7ZM10 250H12V249H10ZM121 250V249H120ZM118 249H115V250H110V252L109 253H107L108 255L107 256H103L104 255V253L103 254H101L102 252H100L99 251V249H97L96 251H95V253L94 254H92V258H91V260L89 261V262H87L86 264H110V263H112L114 260H115V257L118 255ZM18 252V251H17ZM11 253V252H10ZM12 255V257H13V260H14V262H11V263H13V264H21L22 263V257L19 255V254H17L16 253V255L15 256H13V254H11ZM11 255H8V256H10L11 257ZM39 255V254H38ZM7 256V257H8ZM23 256V255H22ZM133 257V260H132V262H138V259H137V257L135 256V255H133L132 256ZM33 258V257H32ZM10 259V258H9ZM29 259V258H28ZM31 259V258H30ZM32 260H34V259H32ZM4 261V260H3ZM27 261V260H26ZM41 262V261H40ZM60 262V261H59ZM8 263V262H7ZM34 263V262H33ZM32 263V261L29 263L28 262V264H33ZM8 264H10V263H8ZM24 264V263H23ZM50 264H54V261H51L50 262Z\"/></svg>",
	"mask_w": 264,
	"mask_h": 264
},
{
	"label": "clouds",
	"instance_id": "9594fccd",
	"mask_svg": "<svg viewBox=\"0 0 264 264\" xmlns=\"http://www.w3.org/2000/svg\"><path fill=\"white\" fill-rule=\"evenodd\" d=\"M5 13H8L10 9H14L16 6L9 4V3H4L3 5Z\"/></svg>",
	"mask_w": 264,
	"mask_h": 264
}]
</instances>
